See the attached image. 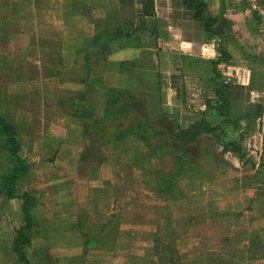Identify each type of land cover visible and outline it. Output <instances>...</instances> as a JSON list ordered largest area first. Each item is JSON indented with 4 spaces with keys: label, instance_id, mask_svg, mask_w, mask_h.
Here are the masks:
<instances>
[{
    "label": "crops",
    "instance_id": "crops-1",
    "mask_svg": "<svg viewBox=\"0 0 264 264\" xmlns=\"http://www.w3.org/2000/svg\"><path fill=\"white\" fill-rule=\"evenodd\" d=\"M170 1L174 0H165L162 9L158 0H154V16H146L143 30H137L141 5L137 10L132 0H32L30 10L36 11L35 18H38L33 28L43 30L36 42L30 43L34 56H27L34 63V70L21 73L15 81H1L7 82L11 91L6 92L11 95L28 97L34 93L39 96L43 92H60L70 100L67 103L70 109L62 101L48 103L47 106L53 104L60 111H54L51 116L41 110L36 121L32 117L27 121L26 113L22 123L27 128L33 124V131L28 134L19 130L20 155L30 163V173L17 180L15 194L27 192L35 198L32 210L35 232L30 245L22 249L31 264H153L154 255L141 257L138 245L123 243L126 227L122 223H118L116 230L110 229L112 215L118 210L115 206L121 199L116 181L119 172L111 168L106 177L107 166L80 158L89 141L85 130L89 123L85 117L88 116L81 110L86 103L100 101L101 115L97 110L95 112L102 118L109 87L135 92L131 81H138L140 88L148 93L140 112L146 120L160 121L162 113H168L181 123L176 107L183 105L175 94H194L197 87L193 84H204L207 76L210 83L206 84L212 91L215 70L229 100L230 120L238 118L231 116L234 108L243 109L254 104L264 108V0H255L256 8L248 0H205V14L217 17L215 28L222 35V47L230 55L228 61L217 64L214 69L209 62L217 58L216 38L193 16L186 26L183 11L187 8L181 0L183 11L177 12L180 17L172 15L174 7ZM22 8L28 11L25 6ZM168 12L170 16H167ZM194 21L201 30L192 27ZM125 27L129 30L124 31ZM97 29L110 34L117 32V35L102 50L97 46L86 48ZM185 56H192L198 62V77L188 79L184 76L183 80L180 76L179 69L184 67ZM13 58L9 52H0V67L13 66L10 65ZM2 71L5 77L8 72ZM208 100L210 105L215 104L214 93L213 100ZM40 101L41 107H46L45 102ZM27 104L31 105V102ZM64 107L68 111H62ZM208 113L210 117L214 116L211 111ZM211 119L214 123L219 122L215 117ZM259 120L264 122V117L252 116L246 120L248 129L258 133L257 139L262 138L257 129ZM13 122L19 125L15 120ZM221 124L224 133L233 130L232 124ZM239 124L237 121L236 125ZM233 139L239 140V133ZM260 144L248 153L243 150L244 163L257 159L264 163L263 145ZM102 184L106 186L105 190ZM238 188L231 187L229 192L240 194V201L245 200L246 207L252 201L254 211L205 216L201 221L176 229L179 251L177 259L173 257L174 264H264V250L261 249L264 209L258 211L257 207L264 204V193H255L250 185H246L243 192H237ZM100 192L106 194L98 195ZM193 198L196 200L197 195ZM230 202L233 203L232 196ZM20 203L18 198H0L1 217L4 219L5 211L10 212L12 215L8 220L13 218L14 228L21 224ZM3 227L0 219L1 230ZM12 231L14 235V229ZM128 231V238L136 239V233ZM106 232L111 236L107 237ZM1 236L0 233V242L4 243ZM191 242L196 245L189 247ZM3 243L0 244V261L7 263L6 259L13 255L14 262L20 264L11 245ZM183 244L188 247L182 249Z\"/></svg>",
    "mask_w": 264,
    "mask_h": 264
},
{
    "label": "rangeland",
    "instance_id": "rangeland-1",
    "mask_svg": "<svg viewBox=\"0 0 264 264\" xmlns=\"http://www.w3.org/2000/svg\"><path fill=\"white\" fill-rule=\"evenodd\" d=\"M141 1L142 0H132L137 10L141 5ZM31 2L32 0H0V52H9L11 56H14L12 60L14 62L10 63V65L13 66H9V70L6 67H0V113L2 112L7 115L10 120L18 122L20 133L24 131L28 132V134H31L34 127L32 128L33 124L29 128L23 125L22 122L24 121L23 118L26 113L27 121L29 117H32L33 121H36L41 110H44L45 115L51 116H54V111H60V108L53 107V104L47 106L48 103L62 101L69 108L68 104L70 101L65 99L62 93L55 91L53 93H39V96L36 93L29 94L28 97L22 94L11 95V93L6 92V90L9 92L11 91V89L6 86L7 82L1 81L8 80V82H10L12 79L15 81V77L21 73L32 72L34 70V63L28 60L27 56H34V48L31 47L30 43L36 42V37L40 36L41 33L43 34V30L41 32V28H33L34 21L37 22L38 18H35L36 11L30 10ZM164 2L165 0H158V4L162 9L164 8ZM170 3L173 4L174 10H176V12L171 10V14L180 17V15L177 14V12L181 13V11H183L180 8V0L170 1ZM22 6H25L28 11H23ZM191 13L190 10L184 9L183 15L185 17V24L188 19L190 20L192 18ZM168 15L170 16V12L167 13V16ZM135 16L136 15H134L133 18H135ZM139 23L140 20H138L137 30L142 27ZM186 26L188 25L186 24ZM193 26L195 29L201 30L200 25L196 21H194L192 27ZM193 28L190 27L189 29L193 30ZM127 30H129V28L125 27L124 31ZM131 35H133V30ZM54 47H56V45H54ZM183 61L184 67H180L179 72L181 75H179L182 78L185 76L188 79L195 76L198 77L196 74L198 72V62L193 60L192 56H185ZM3 69L6 70V73L8 72L5 77H3ZM44 71L45 74L47 70L44 68ZM201 71L202 70H200L199 73ZM209 80L207 76L206 82L210 83ZM152 81L154 83V79ZM131 82L133 87L136 88L135 92H132L135 97L133 104L135 110L137 108L136 112H129L126 116H119L115 119L108 118L103 120L102 123L96 124L94 123L95 119H102L99 116L103 109L100 101L96 102V99H94V103H86L84 106L85 108L81 110L83 115L88 116L85 118L89 121L88 126L90 129L87 134L89 137L88 146L92 147V150H87L88 148H86V152L89 154V160L94 159L96 162L107 166L106 177L110 174L108 171H110L111 168L119 172L116 174V181L119 185L118 196H120L121 199L115 206L118 210L112 215L113 223L110 229L114 230L115 228L116 230L118 223H122V226L126 227L122 239L123 243L138 245L140 251L139 255L141 257H144L143 255H147L148 257L154 255V260L151 262L153 264H169V262L173 260V257L177 259L176 255H178L177 252L179 249L176 248V239H178L176 237V232L181 226H186L195 221H201L205 216L219 214L224 216V213L231 211L237 214L245 210H250V212L254 211L252 208V201L247 205L248 207H246L245 200L240 201V194L238 196L235 193L231 195L229 189L231 187H239L237 192H243L242 189H244L246 185H250L251 190L255 193H264V168H253L251 163H244V160H242L238 154L219 153V148L213 143L208 142L206 139H201L198 144L193 146L189 160L191 164L186 167L185 173L178 180L181 196L175 195L171 199H163L156 194L154 190L156 180L155 171L157 169L164 172L171 171L174 167L173 157L168 154H162L161 156L147 158L145 155L149 152V148L144 147L141 142L133 137L117 142L113 141L114 131L116 130L114 127L118 125L120 128H125L131 120L136 119V114L138 112L143 111L142 103L148 93L146 94V92L140 88L138 81L133 82L132 80ZM206 82L199 85L193 84L194 88L197 87V91L194 92V94L187 93V96H183L180 92H175L179 103L183 105L182 108L179 106L176 107L177 116L181 120V123H178L176 118L171 114L162 113L160 121H151V126L149 127L152 129L167 127L165 130H169L170 132L171 128L176 124L186 127L189 123L198 120L201 111H204L206 107V99L210 98L213 100V93L209 91L210 85L206 84ZM150 83L152 82L150 81ZM154 85H156V82ZM232 93L236 92L233 91ZM187 97L189 99H187ZM172 99L174 100V97H172ZM40 100L45 102L46 107H41ZM28 102H31V105L27 104ZM89 105L93 107H89ZM258 105L259 104H254L243 109H232V118L237 116L238 118L235 123L239 121L240 124L234 126L233 130L228 129V131L223 134L224 140H234L233 138L237 137L239 133V140L243 142L241 144L245 153L255 149L256 145L260 142L264 148V122L262 120L258 122L259 126L257 129L262 137L259 139H257L258 133L248 129V124H246V120H249L256 110L261 112V118L264 117V108ZM66 109L64 107L62 111ZM95 110H97L99 115L96 114L97 112H95ZM207 114L209 113L207 112ZM213 117L214 116H207L209 119ZM216 119L218 120L219 118ZM166 121L167 123H165ZM214 122L213 119L212 123ZM150 128L148 129L150 130ZM169 134H172V132ZM155 140L154 138L153 141ZM206 149L208 151L204 152ZM254 155L255 152L251 156L252 159H254ZM7 165V158L5 155L0 154V168L4 169ZM105 184L108 187L109 181L105 182ZM106 186L102 184V189L105 190ZM199 193H201V195H198ZM104 194H106V192L98 193V195ZM194 195H197L196 200L193 198ZM230 196H232L233 199L232 204L230 202ZM1 197L3 198L4 196L0 194V198ZM250 206L252 209H250ZM257 207L258 211H263L264 204H258ZM10 215H12L10 212L5 211L2 214L4 217L3 219L0 213V219L3 220L4 225L2 230L0 228V233L3 235L1 236L2 239H5L4 243L0 242V244L10 245V234L13 237L12 229H15L14 220L13 218H10V221L8 220ZM178 215H182V217L178 218ZM11 226H13V228H11ZM128 230L136 233V239L128 238ZM106 233L107 237L111 236L109 232ZM169 245L174 246V251H168L167 248ZM195 245L196 243L191 242L189 247ZM182 246V249L188 247L186 244ZM1 255L0 253V256ZM14 257L15 256L12 255V258L9 257V259H6L8 260V262L6 261L7 263L0 261V264H17L14 262Z\"/></svg>",
    "mask_w": 264,
    "mask_h": 264
},
{
    "label": "trees",
    "instance_id": "trees-1",
    "mask_svg": "<svg viewBox=\"0 0 264 264\" xmlns=\"http://www.w3.org/2000/svg\"><path fill=\"white\" fill-rule=\"evenodd\" d=\"M187 9L192 11V16L195 20L199 21L204 30L216 38V51L217 58L211 60L209 63L213 67L221 62H226L230 59L229 53L222 47V35L218 33L215 26L217 17L213 15H206L205 8L207 3L205 0H181ZM154 0H142L140 10V30H143L144 18L146 16H154ZM117 35L115 33H108L105 30L97 29L93 36L87 41L85 47H99V49L106 48L108 41ZM213 85L212 91L216 96L214 105H210V101L206 99L205 109L201 111L200 118L186 127L178 124L171 128L172 134L167 127L150 128V122L138 112L136 119L131 120L125 128H120L116 125L114 131L113 141H121L130 136L135 137L142 143L144 147L149 148V152L145 155L147 158L161 156L168 154L173 157L174 167L171 171L164 172L159 169L155 171V184L154 190L156 194L162 197L172 198L175 195L181 196V191L178 187V180L183 176L186 167L191 164L190 155L193 146L198 144L199 140L206 139L208 142L213 143L219 148V153L238 154L241 158L245 157L240 140H224V130L221 123H230L236 126L235 121L228 118L229 100L224 92V85L219 81L220 75L213 70ZM134 95L127 89L118 87H109L107 91L104 115L102 119H95L94 123H102L103 120L108 118H117L119 116H126L129 112H136L133 101ZM259 106V105H258ZM212 112L215 118H219L218 123H212L207 118ZM254 117H260L261 112L256 110L253 112ZM167 123V121L165 122ZM89 125V124H88ZM85 125L86 132L89 133V126ZM150 128V130L148 129ZM164 130V131H163ZM156 139L153 141V139ZM91 146V145H90ZM21 139L19 129L16 123L11 121L5 114L0 113V154L5 155L8 165L0 168V194L5 199L18 198L20 203L21 224L14 229V235L11 240V251L16 255V260L20 264H31L27 255L23 252V247L30 245L31 238L34 235L36 224L33 221V207L35 206V198L23 192L21 195L15 194L16 182L19 178L29 175L30 163L27 159L20 155ZM87 150H92L88 146ZM206 149L204 152H207ZM264 152V148H263ZM82 160H89V154L86 150L81 153ZM137 159V157H136ZM94 160V159H93ZM249 162V161H246ZM254 168H264V163L256 160L251 163ZM253 245V243H252ZM254 246V245H253ZM173 246H168V251H172ZM264 250V244L261 246ZM171 255V254H170ZM169 262V261H168ZM174 264V260L169 262Z\"/></svg>",
    "mask_w": 264,
    "mask_h": 264
},
{
    "label": "built area",
    "instance_id": "built-area-1",
    "mask_svg": "<svg viewBox=\"0 0 264 264\" xmlns=\"http://www.w3.org/2000/svg\"><path fill=\"white\" fill-rule=\"evenodd\" d=\"M248 1L251 2L253 8H256V6H258L255 0H248Z\"/></svg>",
    "mask_w": 264,
    "mask_h": 264
}]
</instances>
